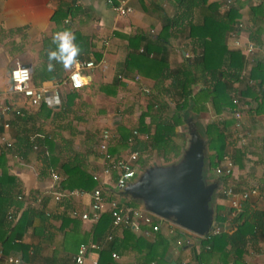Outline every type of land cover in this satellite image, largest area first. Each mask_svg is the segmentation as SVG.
<instances>
[{"label":"crops","instance_id":"crops-1","mask_svg":"<svg viewBox=\"0 0 264 264\" xmlns=\"http://www.w3.org/2000/svg\"><path fill=\"white\" fill-rule=\"evenodd\" d=\"M210 1L219 2L221 12L229 9L225 6L227 0ZM233 1V4H236L238 0ZM261 1L264 0L242 1L245 3L241 10L245 27L240 29L239 34L242 48L237 47L233 39V33L239 30L237 27L228 36L229 49L241 51L247 60L241 76L246 80L236 81L232 91L233 98H238L242 104L243 118L240 132L246 133L245 143L240 136H237L235 107L232 108V112L230 108H226L222 113V117H233V123L230 126L232 135L230 139L233 141L232 144H229L227 154L220 164L227 158H233L236 149L241 148L247 155L243 158L241 166L235 164L233 179H230L235 185L249 187L260 184L264 178V111L258 103L261 98L259 97L257 100L255 97L259 87L254 90L248 87L249 84L256 82L248 76L258 59H264V46L259 47L253 55H249L244 48L249 42H254L250 38V33L257 27L251 17L254 16L251 14V6L261 3ZM175 2L177 1L128 0V4L133 10L123 16L106 0H0V102L11 104L22 111L21 114H13L5 118L11 123V128L7 130L9 138L16 144L18 135L26 133L32 134L34 138L37 137V142L45 137L49 139L54 137L51 148L42 146L41 151L49 153L50 149L59 150L63 147V151L66 150L67 153L70 152V149H66V147H73L75 152L81 153L88 172L98 173L103 177V161L96 155L97 152L91 153V147L93 140L101 139L103 130L115 127L116 122L122 120L117 103L122 101L128 104L133 103L134 112L128 116L130 118H128L129 125L133 126L135 117L142 112L146 114V121H150L148 93L154 89L159 71L158 69L154 72L153 69H144L145 73H138L137 70H134L137 67H134L129 72L126 68L128 55L135 50L144 51L145 45L151 44L150 40L156 39L165 24L170 25L171 21L176 19L177 22L174 21L169 30V41L164 44L169 64L167 71L174 72L185 62L193 61L196 53H200L199 48L195 47L189 29H187L192 17H179L183 13V8ZM62 5L63 12L66 13L68 9L70 12L67 16L56 17ZM65 29L75 35L74 43L81 49L79 53L81 55L78 54V57H84L76 59L93 60L96 62V68L91 72L85 71L90 72L87 83L76 93L70 92L71 85L62 86V103L60 105L69 106V114H64L63 109L57 114L54 111L49 114L45 107L30 105L28 97L14 90L11 70L17 63L27 65L32 69L33 86L55 89L60 79L56 75L62 73L60 77L68 76L72 68L65 70L61 65L52 61L54 68L51 74L47 70L49 63L47 51L55 47L52 43L53 34ZM153 55L154 52H150L149 57H153ZM143 68L145 67L143 66ZM141 70L143 69L141 68ZM36 74L37 76L42 75L43 81L39 85H36ZM117 78L121 80L123 87L118 88L117 91L109 90ZM171 80L172 78L169 77L164 83L165 86H168ZM201 87L203 84L200 83L198 89ZM261 87L264 88V85ZM70 93L73 94L72 99ZM158 100L161 99L158 98ZM60 105L54 108L57 109ZM257 108H260L261 111H257ZM19 115L23 116L19 117ZM194 115L195 120L192 117L193 120L195 122L199 120L202 125L214 118L211 110ZM184 128L185 126L178 127V130L183 131ZM2 132L0 130V135ZM94 136L96 137L94 138ZM36 149H38V143L35 144L33 151L23 155L20 151L23 152L24 149H10L0 141V154L4 153V157L0 158V183L9 194L0 205L2 212V215L0 214V264H14L9 261L10 257L20 259V264H50L51 256L56 254L58 245H61L63 234L72 231L74 227L73 224H69L64 228L61 213L65 211L73 213L74 210L84 212L89 211L91 207V192L88 191L83 196H71L69 202L65 200V204H59L60 201L56 200L54 195L58 192L54 189L59 181H55L53 174L57 173L61 177L60 168L58 165L51 169L46 168L42 157L37 152L39 150ZM121 152L122 154L127 153L125 149H122ZM69 155H72L71 152ZM210 177L219 178L215 170L210 174ZM43 197L48 198L45 215H42L40 208V201ZM252 201L256 209L264 210V198L256 197ZM218 204L222 205L225 214L229 215L227 221L223 223L224 228L233 232L237 229L239 221L236 220V214L231 213L229 200L226 197L219 198L215 202L216 207ZM129 206L141 207L134 201ZM25 210L31 211L34 216L31 225L23 236H17L18 231H16L13 233L15 238L8 244H3L2 242L10 234V230L8 227L3 228L2 225L11 218L14 219L15 225ZM92 224L90 221L82 220L81 229L88 231ZM170 224L173 223L162 222L161 226L162 232L168 236L175 234ZM111 230L121 233L119 228L111 227ZM263 231L262 229L257 239L253 238L250 245L247 246V251L242 255L245 264H264ZM188 233L187 241L174 236L166 256V264L197 263L196 257L200 250V240L195 233L190 231ZM51 234H56L55 242L49 240ZM154 236L155 233H152L148 238ZM20 244L31 247L27 257L19 249L18 245ZM57 253V256L60 257V250ZM75 257L69 264H77ZM117 261L126 264H141L143 262L140 255L133 253L121 254ZM96 262L97 256L88 254L83 264H97ZM220 263L228 264L222 261Z\"/></svg>","mask_w":264,"mask_h":264},{"label":"trees","instance_id":"trees-1","mask_svg":"<svg viewBox=\"0 0 264 264\" xmlns=\"http://www.w3.org/2000/svg\"><path fill=\"white\" fill-rule=\"evenodd\" d=\"M169 1H177L175 3L183 8V13L179 17H192L187 25V29H189L190 36L194 39L195 47L199 48L200 53H196L193 61L185 62L182 66L177 67L174 72L167 71L169 64L164 44L169 41V30L174 21L177 22L176 19L171 21L170 25L165 24L164 29L155 40H150V42L155 44L148 43L145 45L144 51L138 52L135 50L128 55L126 68L129 72L134 67H137L134 70H137L138 73H145L144 69H153V72L158 69L159 75H157L158 79L154 89L148 93L150 121H146V114L142 112V114L135 117V124L133 126L129 125L130 118L128 116L134 112L133 103L128 104L125 101L117 103V109L122 116V120L116 122L115 127H108L112 134L110 152L115 157H121L134 151L139 152L141 169L151 164V158L154 154L158 155L162 159V162H171L181 155L186 143L187 135L184 131L178 130V127L186 126L188 120L192 117L195 120V113L201 114L203 111L208 112L211 110L214 114L213 119L204 125L199 120L196 122L199 132L208 140L204 173L206 179H210V174L223 161L229 144H232L233 141L230 139L232 136L230 126L233 123V117H222V113L226 108H230L232 112V108L235 107L232 95L234 83L246 80V78L241 77L242 70L247 63L246 56L241 51L229 49L228 46V36L244 20L241 10L244 8L245 3L242 2L243 0H238L227 11L221 12V4L217 1ZM59 10L56 17L67 16L68 12H70V9L66 13L63 12V5ZM251 14L254 15L251 17L257 24V27L251 31L250 38L262 48L264 46V1H261L257 5H252ZM145 37L147 36L145 35ZM140 39H142L141 36ZM150 52H154L153 57H149ZM79 57L77 56V58ZM43 73L46 72L43 71ZM60 75L62 73L56 75L60 78L58 80L59 83L68 78V76L60 77ZM41 76L35 75L36 85H39L43 81ZM169 77L172 80L168 86H165L164 83ZM248 78L256 81L254 84H249L248 87L251 90L259 87V91H257L255 97L257 100L259 97L261 98L258 100V103L259 107L264 111V88L261 87L264 85V59H258ZM200 83L203 84V87L198 89ZM112 85V88L109 90L117 91L118 88L123 87L119 78ZM69 88L72 89L70 92L76 93L83 87ZM72 97L73 94L71 99ZM158 98L161 100L159 101ZM36 106L45 107L49 114L53 111L57 114L62 109L66 115L70 112L69 106H65L64 104L60 105L57 109L45 103ZM260 108H257V111H261ZM21 116L23 115H19V117ZM17 138V143L13 142V145L9 147L10 149H24L23 152L20 151L24 155L33 151L35 144L38 143V149L36 150H39L37 152L42 157L45 167L51 169L56 165L59 166L62 174L54 190L63 192L64 190L82 189L92 192L100 186V183L94 179L93 174L88 172L85 167L81 153L75 152L73 147H66V149H70L72 155H69L70 152L66 153V150L63 151V147L59 150L50 149L48 153L41 151V147L51 148V142H53L54 137L52 139L45 137L37 142V137L34 138L32 134L26 133L18 135ZM100 142L101 139L97 141L93 140L91 153L97 152L96 155L101 158L102 156L99 152ZM72 149L74 150L73 152ZM122 149H125L127 153L122 154ZM245 155H247L246 152L241 148H237L232 158L234 164L241 166ZM2 156L4 157V153L0 154V158ZM229 178L233 179V174L230 177H219L221 188L228 183ZM258 185H264V178ZM236 186L237 189L242 187L249 188V186L241 185V187L237 184ZM103 193L109 201L117 200L123 205L132 204V201H129L121 194H117L109 186L104 185ZM8 196V192L3 189V185L0 183V205L3 204L4 198ZM223 197L225 195L220 190L214 195L213 203ZM69 199V196L63 195L59 199V204H65V200L69 202ZM252 200L253 198L243 202L241 210L237 212L236 220L239 221V224L233 232H229L224 228L223 223L227 221L229 215L225 214L222 205H217L214 229L205 237L197 236L200 240V250L196 257V264H221L220 261L228 264H245L242 255L247 251V246L250 245L253 238L257 239L259 237L262 229L264 230V210L256 209L253 206L254 202ZM47 203V197L41 198L40 208L42 215L47 213ZM0 214L2 215L1 211ZM61 218L64 228L69 224H73L74 227L72 231L63 234L64 237H62L60 242L61 245H58V249L56 250L57 252L60 250V257L57 256L58 253L55 251L56 254L54 253L50 258V264H69L74 256L78 254L81 244L92 242L101 245L100 248L89 250V254L97 256V264H126L120 263L113 257V253L115 252L119 256L125 253L140 255L142 263L153 261L156 264H166V256L174 236L187 241V235L189 234L187 230L174 224H170L173 233H175L171 236L165 235L160 228L154 232L155 236L149 239L145 234L141 232L137 233L131 225L119 227L121 233H116V231L111 230L113 217L110 211L103 212L101 218L97 222H94L88 231L81 229L82 219L73 215V213L65 211L61 213ZM32 219H34V216L31 211L25 210L15 225L13 218L7 220L8 222H5L2 227H8L10 234L2 243L8 244V242L13 240L15 238L13 233L16 231H18L17 236H23L24 232L31 225ZM155 221L160 222L161 226L162 222L169 223L161 220L159 217H155ZM1 222H4V220H1ZM141 228L143 231L152 230V227L146 224H142ZM109 234H112L110 240L108 239ZM55 238L56 234H51L49 240L55 242ZM18 247L25 257L29 255L30 246L20 244Z\"/></svg>","mask_w":264,"mask_h":264},{"label":"built area","instance_id":"built-area-1","mask_svg":"<svg viewBox=\"0 0 264 264\" xmlns=\"http://www.w3.org/2000/svg\"><path fill=\"white\" fill-rule=\"evenodd\" d=\"M106 2L120 14L127 15L131 13L133 8L128 4V0H106ZM233 0H227L225 6L230 8L233 4ZM243 22L237 25L239 30H236L234 34V42L237 47L242 48V43L239 38L240 29L244 28ZM245 51L249 55H253L259 46L255 42H249L247 46H244ZM243 48V49H244ZM96 68V62L93 60L77 59V63L72 67L68 78L56 86L55 89L50 90L45 87H35L32 85V69L27 65L17 63L11 70V79L14 84V90L22 93L28 97L30 105L36 106L41 103H45L48 106L55 107L62 103V86L71 85L73 88H82L86 85L89 73ZM23 69L28 70L27 78H18L17 73ZM90 71V72H85ZM56 98L59 99V103H56ZM233 103L235 104L234 116L236 119V128H238L237 136H240L243 140L246 133H241L243 110L242 104L238 98H234ZM21 114V110L11 104H3L0 102V130L3 131L0 135L1 143L7 147L13 145V141L7 135V130L11 128V123L5 118L13 115ZM112 134L109 129H105L101 135V142L99 145V152L101 154L102 174L103 177L94 173L93 177L100 183V186L91 192V207L89 211L74 210L73 215L80 217L82 220L90 221L92 223L97 222L103 212L110 211L113 217L112 227L119 228L123 225H131L136 232L143 231L141 228L142 224H146L152 227V230H145L143 233L147 236L158 231L161 228L160 222L155 221L154 214L144 210L142 207H132L129 205H123L117 200L109 201L103 193V187L109 186L117 194L134 181L139 173V152L134 151L121 157H115L110 152V142ZM246 140H244V143ZM234 162L232 158H227L225 162L220 164L216 169V175L220 176H231L234 173ZM55 181L60 180V176L57 173L53 174ZM225 197L229 200L230 209L232 214H237L243 206V202L252 198H264V185H254L249 188L237 189V186L232 183L229 178L228 183L221 188ZM87 191L82 189L65 190L63 192H56L55 198L59 200L63 195L71 196H83ZM175 225V224H174ZM218 228V227H217ZM214 229V225L212 230ZM218 230V229H217ZM112 238V234L108 235V239ZM101 245L97 243H83L81 244L78 254L76 255V263L83 264L86 257L89 254V250L92 248H100ZM113 257L118 260L120 256L115 252ZM9 261L14 264H20L21 260L18 258L10 257ZM142 264H156L155 262H145Z\"/></svg>","mask_w":264,"mask_h":264},{"label":"water","instance_id":"water-1","mask_svg":"<svg viewBox=\"0 0 264 264\" xmlns=\"http://www.w3.org/2000/svg\"><path fill=\"white\" fill-rule=\"evenodd\" d=\"M185 128L187 139L178 158L145 167L118 194L163 220L205 237L216 220L213 198L221 185L219 178L205 177L207 138L192 118Z\"/></svg>","mask_w":264,"mask_h":264},{"label":"clouds","instance_id":"clouds-1","mask_svg":"<svg viewBox=\"0 0 264 264\" xmlns=\"http://www.w3.org/2000/svg\"><path fill=\"white\" fill-rule=\"evenodd\" d=\"M75 35L70 30H60L53 34L52 43L54 48L47 51V58L49 63L47 64V70L51 72L54 68L52 61L61 65L63 69H71L77 63V56L81 49L74 43ZM28 70L23 69L17 73L18 78H27ZM56 103H59V99L56 98Z\"/></svg>","mask_w":264,"mask_h":264},{"label":"rangeland","instance_id":"rangeland-1","mask_svg":"<svg viewBox=\"0 0 264 264\" xmlns=\"http://www.w3.org/2000/svg\"><path fill=\"white\" fill-rule=\"evenodd\" d=\"M185 133H186V135H187V129L186 128H184V130H183ZM186 139H187V136H186ZM155 163H162V159L158 156V155H156V154H154L153 156H152V158H151V164L150 165H152V164H155ZM149 166V165H148ZM141 169V168H140ZM144 168H142L141 170H143ZM140 170V171H141ZM139 171V172H140Z\"/></svg>","mask_w":264,"mask_h":264}]
</instances>
